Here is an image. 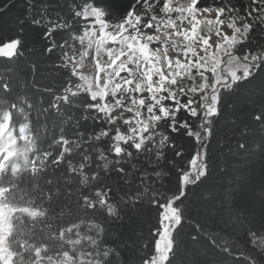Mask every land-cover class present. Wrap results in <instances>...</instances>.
<instances>
[{
    "label": "snow or ice",
    "instance_id": "snow-or-ice-1",
    "mask_svg": "<svg viewBox=\"0 0 264 264\" xmlns=\"http://www.w3.org/2000/svg\"><path fill=\"white\" fill-rule=\"evenodd\" d=\"M25 3L27 23L50 41L45 51L60 50L50 71L63 82L38 88L11 70L26 43L17 20V34L0 43L10 62L0 66V264H174L183 226L196 217L189 196L208 173L213 122L264 71V44L250 39L264 29V0H132L120 16L106 0H73L67 19L54 15L53 0ZM55 32L67 34L59 44ZM254 112L230 122L241 152L248 125H264V106ZM161 129L194 142L175 191L157 171L175 148ZM145 208L160 209L153 255L135 235ZM191 226L197 235L213 226L241 233L256 257L249 264H264V213L225 204L214 224Z\"/></svg>",
    "mask_w": 264,
    "mask_h": 264
},
{
    "label": "trees",
    "instance_id": "trees-1",
    "mask_svg": "<svg viewBox=\"0 0 264 264\" xmlns=\"http://www.w3.org/2000/svg\"><path fill=\"white\" fill-rule=\"evenodd\" d=\"M132 0H106L109 11L116 16L126 12ZM7 5L5 8L4 6ZM73 6V0H53V7L58 8L54 15H63L68 18V9ZM25 0H0V8L5 15L0 18V43L14 37L15 29L19 26L17 20L23 23L24 39L26 41L23 53L18 58H13L11 70L23 81L35 80L38 88H47L49 85H59L63 73L52 72L53 64L59 63V49L49 54L45 51L50 41L43 36V29L36 28L27 23ZM73 34H76L75 32ZM67 34L53 33L55 42L59 44L61 37ZM253 43L264 44V29L257 30L250 35ZM243 47V46H241ZM10 62L5 57H0V66H6ZM79 81L73 80V83ZM236 95L231 96L225 115L219 123L213 122V132L208 137L207 153L208 173L202 178L196 187L192 189L189 199L195 205L196 217L190 218L185 224L179 240L182 241L177 250L174 264H205L206 256L214 259V264H249L248 258L256 259L251 246L246 245L242 234L231 236L219 226L206 229L200 235L192 228V223L200 221L206 224H214L221 213L222 206L227 204L233 208L242 209L259 217L264 213V125L249 124L247 139L241 141L246 144L247 151H239L235 148L237 143L233 136L236 134L231 121L243 119L250 113L255 114L254 109L264 106V71L254 79L244 82L237 90ZM43 99V98H42ZM234 113V114H233ZM79 115V113H73ZM87 124L81 125V130L87 135ZM67 131V127L65 128ZM168 135L175 145L174 149H165L164 157L159 161L157 171L170 177L165 180L166 188L177 190L176 168L187 170L188 161L191 160L194 142L184 135L183 130L179 134L161 129ZM233 145L231 152L225 148V144ZM223 149V151H222ZM175 151H180L177 157ZM155 163V161H153ZM175 165V167H172ZM160 209L145 208L135 224L138 231L139 243L145 245L144 254L153 255L154 241L156 237L152 229L157 227ZM196 237L194 240L192 237ZM128 243H133L125 236ZM215 240L218 247H227L230 255L218 254L210 246V241ZM257 264H260L258 261Z\"/></svg>",
    "mask_w": 264,
    "mask_h": 264
},
{
    "label": "rangeland",
    "instance_id": "rangeland-1",
    "mask_svg": "<svg viewBox=\"0 0 264 264\" xmlns=\"http://www.w3.org/2000/svg\"><path fill=\"white\" fill-rule=\"evenodd\" d=\"M85 63L87 64L88 61H85ZM81 73H82L83 75H85V76L90 75V73H88L86 69H82V70H81ZM0 146H2V144H0ZM167 243H168V238H167V236H165V237H161V238H160V247H161L162 249L166 247Z\"/></svg>",
    "mask_w": 264,
    "mask_h": 264
}]
</instances>
